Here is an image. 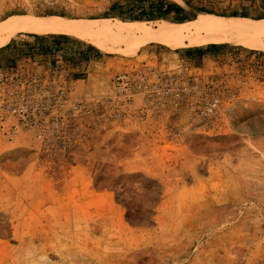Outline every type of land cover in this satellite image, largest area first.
<instances>
[{
    "label": "rangeland",
    "instance_id": "1",
    "mask_svg": "<svg viewBox=\"0 0 264 264\" xmlns=\"http://www.w3.org/2000/svg\"><path fill=\"white\" fill-rule=\"evenodd\" d=\"M173 1L188 8V20H132L111 13L109 0H0V21L18 15L109 18L126 27L172 22L194 33L202 19L227 23L244 18L234 13L264 20V0ZM55 35L93 44L65 33L21 32L0 48V55L15 63L33 36ZM115 43L110 50L96 47L101 60L92 65L89 79L71 83L77 94L108 98L119 72L184 70L190 64L183 60L188 49L218 46L221 52L204 67L191 65L188 72L228 75L240 92L238 99L225 102L216 118L201 120L186 114L157 116L137 95L122 108L119 120L108 112L103 130H90L87 144L65 152L41 149L30 131L11 140L0 128V224H10L11 212L27 221L38 218L42 225L69 208L75 212L67 227L72 240L45 228L44 237L57 251L43 252L44 239L29 237L22 246L10 232L0 233L12 253H0V264H264V103L258 114L237 109L236 116H227L244 97H264V85L256 81L260 72H247L264 64V51L228 42L181 49L160 43L139 46L135 40ZM244 80L252 88L244 87ZM12 123L11 118L5 126ZM59 241L65 243L64 252Z\"/></svg>",
    "mask_w": 264,
    "mask_h": 264
},
{
    "label": "built area",
    "instance_id": "2",
    "mask_svg": "<svg viewBox=\"0 0 264 264\" xmlns=\"http://www.w3.org/2000/svg\"><path fill=\"white\" fill-rule=\"evenodd\" d=\"M254 69L247 72H260L256 81L264 85V64L258 62ZM188 70L163 73L143 67L119 72L112 80L114 95L95 99L76 93L64 55L46 64L21 58L0 67V128L11 140L30 131L41 149L65 152L87 144L90 130H103L108 112L119 120L122 108L137 95L157 116L186 114L201 120L216 118L225 102L236 103L240 92L232 88L228 75L201 76ZM242 84L252 88L249 80ZM11 118L13 123L5 126Z\"/></svg>",
    "mask_w": 264,
    "mask_h": 264
},
{
    "label": "bare ground",
    "instance_id": "3",
    "mask_svg": "<svg viewBox=\"0 0 264 264\" xmlns=\"http://www.w3.org/2000/svg\"><path fill=\"white\" fill-rule=\"evenodd\" d=\"M235 20L226 23L202 19L198 30L194 33H189L190 30L187 27L172 22H161L157 27L147 26L145 22H138L129 23L130 25L126 27L114 23L109 18L77 20L61 16L36 17L32 15H18L0 21V48L7 45L16 34L24 32L41 36L65 33L90 40L100 50L114 49L116 47L115 42L120 39L122 41H138L139 46L147 43H160L173 49L198 47L208 43L220 44L228 42L233 45H242L249 49L264 51V20H251L245 17L235 18ZM120 23L122 24L123 22ZM263 103L264 97H244L234 108L228 109L227 116L228 118L236 116L237 109L252 110V112L256 111L257 113L258 107ZM71 210L73 209L69 208L63 213L52 217V219H47L45 225H42L38 218L32 217L27 221L11 212L10 227L8 223H1L0 233L7 236L8 232H10L13 238L17 239L22 246L27 245L29 237L38 239L40 242L44 239L43 252H46L47 248L56 250L57 245L49 240L48 237H44L47 234L45 228L48 227L53 236L60 232L72 240L74 237L71 233V228H67L71 225L70 222L75 215V212ZM81 215L84 219L85 213L82 212ZM14 220H16L17 224H14ZM52 221L54 222L53 224L51 223ZM84 227L80 226V231H83L82 233H84ZM57 244L61 251L64 252L67 249L64 246L65 243L60 246L62 242L59 241ZM10 250L5 242L0 241V253L2 255H8Z\"/></svg>",
    "mask_w": 264,
    "mask_h": 264
},
{
    "label": "crops",
    "instance_id": "4",
    "mask_svg": "<svg viewBox=\"0 0 264 264\" xmlns=\"http://www.w3.org/2000/svg\"><path fill=\"white\" fill-rule=\"evenodd\" d=\"M109 11L113 14L131 15L133 17L139 16L143 9L148 16L150 13L149 6L153 3L162 4L164 8L167 5L172 6V12L165 18L179 19L180 22L188 20L186 16L189 15L188 8L173 0H109ZM163 1V2H162ZM120 5H127V7H120ZM166 5V6H165ZM164 8L162 10H164ZM153 18H159L156 13V8L152 7ZM163 17H160L161 19ZM158 19H149L145 21H152ZM143 21V20H142ZM33 40L27 42V50L21 56L28 58L31 61L46 64L54 62L57 57L64 55L69 62L70 70L72 71L73 82L87 81L90 77V70L93 64L101 60V52L93 44L88 42H81L78 40H70L64 35H55L46 38L32 37ZM219 47L214 46L209 50H202L201 48H190L185 52L184 61L187 60L190 64L186 65L190 69L191 65L201 69L205 65V61L212 56L218 54ZM264 58L263 56L261 57ZM14 64L12 59L2 58L0 55V67H9Z\"/></svg>",
    "mask_w": 264,
    "mask_h": 264
},
{
    "label": "trees",
    "instance_id": "5",
    "mask_svg": "<svg viewBox=\"0 0 264 264\" xmlns=\"http://www.w3.org/2000/svg\"><path fill=\"white\" fill-rule=\"evenodd\" d=\"M163 2V1H162ZM166 6V5H165ZM152 7L156 8V13H158V16L156 17H163L165 18L166 16H168L171 12H172V6L171 5H167L165 8L163 6V3L161 4L160 2L158 4L155 5V3L151 4L149 6L150 8V13L148 14V16L144 15V13H146L145 9L142 10V12L139 14V16H132V20L138 19V20H149V19H159V18H153L155 15H153L152 11ZM164 8V10H162ZM201 12H207V13H213V12H208L205 10H200ZM221 16H225L224 14H221ZM231 16H237V17H246V14H238V13H234ZM178 22H180L179 19H177Z\"/></svg>",
    "mask_w": 264,
    "mask_h": 264
}]
</instances>
